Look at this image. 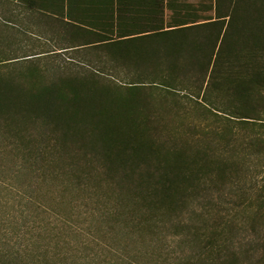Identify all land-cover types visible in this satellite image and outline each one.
<instances>
[{
    "label": "trees",
    "instance_id": "trees-1",
    "mask_svg": "<svg viewBox=\"0 0 264 264\" xmlns=\"http://www.w3.org/2000/svg\"><path fill=\"white\" fill-rule=\"evenodd\" d=\"M151 3L0 18V264H264V0Z\"/></svg>",
    "mask_w": 264,
    "mask_h": 264
},
{
    "label": "crops",
    "instance_id": "crops-1",
    "mask_svg": "<svg viewBox=\"0 0 264 264\" xmlns=\"http://www.w3.org/2000/svg\"><path fill=\"white\" fill-rule=\"evenodd\" d=\"M109 0H0V18L9 24L15 23L19 30H57L69 16L87 20V16L99 14ZM114 4L118 0H113ZM152 0H122L123 4L146 12ZM121 2V0H120ZM50 16H54L50 18ZM58 17L63 22L55 19ZM76 22V21H75Z\"/></svg>",
    "mask_w": 264,
    "mask_h": 264
},
{
    "label": "rangeland",
    "instance_id": "rangeland-1",
    "mask_svg": "<svg viewBox=\"0 0 264 264\" xmlns=\"http://www.w3.org/2000/svg\"><path fill=\"white\" fill-rule=\"evenodd\" d=\"M189 1L194 2V3H198L201 0H189ZM207 1H210V0H207ZM51 31L52 30L49 29L47 31H44V33L47 34L49 37H51L52 36V35H50V33L52 34ZM20 41H21V45H28V46L38 45L39 49H41V48L52 49L53 46L56 44L55 39H50V38L47 39L44 37L38 38L35 36H31V35H27V36L22 37V39H20ZM66 56L68 57V54L60 53V54H58L57 57L59 60L60 59L63 60V59H65Z\"/></svg>",
    "mask_w": 264,
    "mask_h": 264
}]
</instances>
